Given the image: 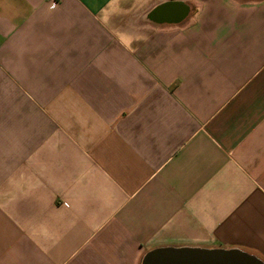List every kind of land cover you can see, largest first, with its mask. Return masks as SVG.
<instances>
[{
	"label": "crops",
	"instance_id": "crops-1",
	"mask_svg": "<svg viewBox=\"0 0 264 264\" xmlns=\"http://www.w3.org/2000/svg\"><path fill=\"white\" fill-rule=\"evenodd\" d=\"M160 248L264 262V0H0V264Z\"/></svg>",
	"mask_w": 264,
	"mask_h": 264
},
{
	"label": "water",
	"instance_id": "water-1",
	"mask_svg": "<svg viewBox=\"0 0 264 264\" xmlns=\"http://www.w3.org/2000/svg\"><path fill=\"white\" fill-rule=\"evenodd\" d=\"M142 264H264V262L237 249L160 248L149 252Z\"/></svg>",
	"mask_w": 264,
	"mask_h": 264
},
{
	"label": "built area",
	"instance_id": "built-area-1",
	"mask_svg": "<svg viewBox=\"0 0 264 264\" xmlns=\"http://www.w3.org/2000/svg\"><path fill=\"white\" fill-rule=\"evenodd\" d=\"M51 7L54 8V7H55V3H53V4L51 5Z\"/></svg>",
	"mask_w": 264,
	"mask_h": 264
}]
</instances>
